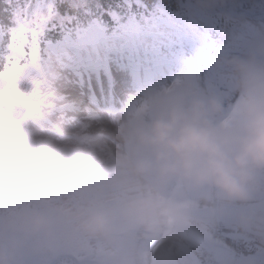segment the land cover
Listing matches in <instances>:
<instances>
[{"label": "clouds", "instance_id": "obj_1", "mask_svg": "<svg viewBox=\"0 0 264 264\" xmlns=\"http://www.w3.org/2000/svg\"><path fill=\"white\" fill-rule=\"evenodd\" d=\"M231 110L216 97L183 88L148 96L121 128L125 152L115 161L113 182L125 191L116 204L85 200L71 210L78 228L114 243L132 233L160 236L169 227L195 230L198 222L187 193H206L212 216L222 206L247 204L264 193V54L233 57ZM254 221L238 218L248 229ZM55 224L41 208H22L0 228V264L46 242ZM127 226L128 232L121 231ZM141 256L124 264H140ZM157 264H177L162 251Z\"/></svg>", "mask_w": 264, "mask_h": 264}, {"label": "snow or ice", "instance_id": "obj_2", "mask_svg": "<svg viewBox=\"0 0 264 264\" xmlns=\"http://www.w3.org/2000/svg\"><path fill=\"white\" fill-rule=\"evenodd\" d=\"M160 20L150 31L140 32L129 37L109 36L106 32L91 35L84 23L89 17L90 5L82 6L67 3L61 11L54 0L43 6H37L23 0H0V50L16 42L17 33L20 37L21 63L35 59L38 71L45 70V61L61 65V70L71 73L78 62L98 52L101 48H108L120 41L119 47H113L112 53L117 56L116 69L109 68V74L116 76V70L123 63L119 61L124 55H139L143 51L146 55L162 53L167 46L171 23L166 19L163 5H159ZM42 17V19H39ZM4 64L0 63V70ZM103 89V85L101 86ZM264 264V260L257 261Z\"/></svg>", "mask_w": 264, "mask_h": 264}, {"label": "bare ground", "instance_id": "obj_3", "mask_svg": "<svg viewBox=\"0 0 264 264\" xmlns=\"http://www.w3.org/2000/svg\"><path fill=\"white\" fill-rule=\"evenodd\" d=\"M188 72V66H185ZM182 74L181 76H183ZM182 81V80H180ZM232 81V80H230ZM230 91L228 96L220 97L215 93L214 96L220 99L224 107L227 109V103L233 102L231 94L233 93V86L228 87ZM78 90L75 87H72L66 94L70 99H74L78 94ZM211 97V96H210ZM85 120V126L90 132L93 133H111L109 132L111 128V124L108 120L99 119L96 120L93 117L85 116L83 118ZM233 205V204H231ZM226 206V205H225ZM229 213L228 211L222 210L220 215L212 216L208 211L207 215H205V219L208 221V224L211 226V230L206 229V226H203L204 221L198 222V228L195 229L194 233H198L199 241L200 238L208 239V243L206 246H203L197 242H189L187 239V235L184 236L185 243H190L194 246L198 253V260L200 264H242V259L248 257L250 254L254 253L255 243L247 239L242 234V229L238 225V218L240 216H236L237 214L231 213L226 218L223 214ZM200 229H204L205 231H201ZM138 237H142L143 235H136ZM205 247V248H204ZM160 249L156 248L155 250L150 251L151 255L157 254ZM149 251V252H150ZM126 258L133 256V249L126 248ZM114 253H117L116 251ZM173 254L177 258V264H184L186 262V258L184 253L179 251H174Z\"/></svg>", "mask_w": 264, "mask_h": 264}, {"label": "rangeland", "instance_id": "obj_4", "mask_svg": "<svg viewBox=\"0 0 264 264\" xmlns=\"http://www.w3.org/2000/svg\"><path fill=\"white\" fill-rule=\"evenodd\" d=\"M73 1H76V0H73ZM230 4H231V6L234 5L233 0H230ZM232 10H233L234 13L237 12V8H232ZM39 19H42V17H39ZM192 19H194V18L192 17ZM194 22L197 24V26L193 27L191 32L195 34V35L193 34L195 36V38H199L200 40H201V38H203L204 41L210 40L211 38H210L209 34L206 32V30H207L206 27H205L206 25H203L202 23L200 25V21L199 20L198 21L193 20V24H194ZM243 22L246 23V21H244V20H243ZM253 24L254 25H263L264 23L256 21ZM178 30L185 31L186 27L176 28V33H178ZM172 31H174V30H172ZM212 40H214V39H212ZM199 42L200 41H198V43ZM200 48H201V45H199V49ZM248 48H249V45H248V43H246V48L243 49L242 51H244V50H246ZM235 57H242V56L237 55ZM192 63L195 64L194 62H192ZM196 63L199 65V61L196 62ZM191 67H192V65H191ZM199 69H200L199 67L196 70L191 68L190 69L191 70L190 75L187 76V78H185L183 80V83L181 82V83H176V84L179 85L181 88H183L185 91L190 88V90H191L190 92H193L194 95L203 92L202 88L203 87L208 88L212 84V82L209 79H205L204 84L201 85L200 84L201 79H200V76H199ZM27 73H29V71ZM209 73H210L211 76H213L216 73V70L212 69ZM230 73H232V71ZM23 79L24 78H18L17 80H20L23 83ZM34 80L35 81L33 82V84L35 85L36 84V78ZM59 81H60L59 85L61 87H62V84H66V85L68 84V82H66L64 80H59V77H58L56 82L59 83ZM195 82L199 83L198 87L194 86ZM2 84H5L6 86H8V90L5 92L4 96L14 97L15 91L12 88V82L9 79L5 78L3 80H0V85H2ZM26 85L29 88V90L27 91L28 92L27 94L29 96H31L32 91L35 90V89L33 87H30L27 83H26ZM37 87H39V85H37ZM142 104L138 108H140L142 106ZM84 129L85 128H84L83 125L82 126H77L75 124L73 127H71V132L79 133V132L85 131ZM61 144H65V143L61 142ZM16 145L17 146H21L20 143H19V140L16 141ZM108 146H109V143H107V142H99V143L95 144L94 148L92 149V152L94 153V155L96 157L95 159H98L101 162H103L107 158V155L109 154ZM109 147H111V146H109ZM114 147L117 150L119 149L116 144H114ZM96 152H97V154H96ZM88 178H90V177H88ZM86 180L87 179L85 178L84 182H86ZM78 195H79V193L75 192L74 196L77 197ZM247 204L248 205L251 204V205H255V206L262 205L261 208H259V209H264V193L261 196L255 197L252 201L248 202ZM239 205H241V204H234V206H238V207L241 208L240 210L236 209L237 212H239V215L241 213V216L242 215L243 216H247V217L251 218L254 221V223H253V225L251 227H249L248 229H243L242 230L243 235L247 236L248 238L253 239L255 241V244L258 247V249L261 250V247H264L263 244H262V243H264V241H263L264 240L263 239L264 238V211L261 210V211L253 213L252 216H250V215L248 216L246 214L249 213L254 207H247L248 205H246V206H239ZM48 208H50V209H59L60 207L58 206V203H55L53 205H50V207H48ZM3 209L4 208L2 206H0V211L3 210ZM13 211L17 212L16 209H14ZM4 216L5 215L0 214V218L4 219ZM251 229L255 230V234L251 232ZM256 234H259V235H256ZM75 237H76V239H79L80 238V234L75 235ZM67 242H68V240L65 241L66 244H61L60 245V247L58 248V252L67 251L69 249L68 247H66L68 245ZM89 242H90V239H89V237H87V239H85L84 246L86 245V250H88V251L84 250V252L88 253V254L89 253H93L94 250L98 247L96 245H94V247H90L89 246ZM186 256H187V257H185L186 258V262L184 264H195L193 259L189 255H186ZM243 262H244V260H243Z\"/></svg>", "mask_w": 264, "mask_h": 264}, {"label": "trees", "instance_id": "obj_5", "mask_svg": "<svg viewBox=\"0 0 264 264\" xmlns=\"http://www.w3.org/2000/svg\"><path fill=\"white\" fill-rule=\"evenodd\" d=\"M102 1H104V0H102ZM106 1H108V0H106ZM156 1H157V0H148V3H149V4H153V3H155ZM59 8H60L61 11H64V10H65V9L63 8V6H60Z\"/></svg>", "mask_w": 264, "mask_h": 264}]
</instances>
